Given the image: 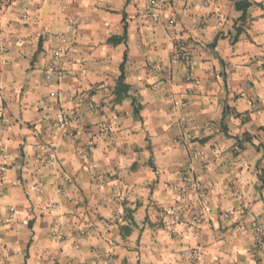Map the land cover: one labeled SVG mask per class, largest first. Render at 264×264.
I'll return each instance as SVG.
<instances>
[{
	"label": "crops",
	"instance_id": "obj_1",
	"mask_svg": "<svg viewBox=\"0 0 264 264\" xmlns=\"http://www.w3.org/2000/svg\"><path fill=\"white\" fill-rule=\"evenodd\" d=\"M237 1L0 0V264H264V0Z\"/></svg>",
	"mask_w": 264,
	"mask_h": 264
},
{
	"label": "built area",
	"instance_id": "obj_2",
	"mask_svg": "<svg viewBox=\"0 0 264 264\" xmlns=\"http://www.w3.org/2000/svg\"><path fill=\"white\" fill-rule=\"evenodd\" d=\"M208 0H206L207 2ZM162 0H149V4L147 7V12L150 14L153 18V22L156 24L159 22V17L157 16L155 9L161 4ZM168 25L170 28H174L176 25V20L175 19H170L168 21ZM175 33V32H174ZM59 58V55L55 56V60ZM193 57H192V46L187 40H184L183 38L180 37H175L173 40L172 44V54H171V64L172 65H182L183 68L186 70V79L187 80H192V68H193ZM264 65V61H263ZM155 69H158L159 66L157 64H153L152 66ZM51 71L54 72L56 71L54 65L51 67ZM48 78H50V74L48 75ZM79 101H84L83 98H80ZM88 106L91 110H96L97 106L94 102L90 101L88 102ZM4 118V113L2 109H0V121H2ZM80 119V112L79 111H71L67 112L65 110H58L54 117L52 118V126L55 129L59 130H65L68 126H70L72 123L77 122ZM184 139L186 141L190 142L193 139V136L191 133H186L184 136ZM3 155L2 150H0V157ZM199 157L196 153L193 154V158L197 159ZM192 170L191 169H185L182 172V176L186 181L190 182V185L196 189L197 191H200L202 193L203 197V204L204 207L206 208L208 206V200L205 197V193L203 192V189L200 185V182L191 180L192 178ZM110 176H113V173L111 172ZM40 192H43L42 188H39ZM10 211H14L13 208H10ZM252 226L254 230L257 233V244L261 245L264 242L263 238V228L262 226L257 223L255 220L252 222Z\"/></svg>",
	"mask_w": 264,
	"mask_h": 264
},
{
	"label": "trees",
	"instance_id": "obj_3",
	"mask_svg": "<svg viewBox=\"0 0 264 264\" xmlns=\"http://www.w3.org/2000/svg\"><path fill=\"white\" fill-rule=\"evenodd\" d=\"M251 2L247 1V0H239L236 2V7L238 10L243 11V15L240 18L242 21H245V13L247 11V9L250 7ZM242 33V29L240 27L237 28V33L236 35L233 37V40H237V38L240 36V34ZM123 37L117 38V37H112L110 38V42H118L120 40H122ZM126 58H124V62L121 65V76L119 78L118 81V86H117V96H118V100H121L123 97H127L129 96V92H128V88L129 86L125 83V73H124V64H125Z\"/></svg>",
	"mask_w": 264,
	"mask_h": 264
}]
</instances>
